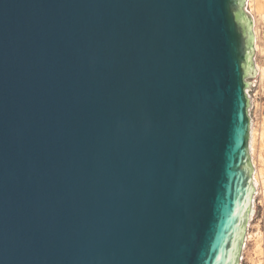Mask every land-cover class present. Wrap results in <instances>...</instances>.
Listing matches in <instances>:
<instances>
[{
    "label": "water",
    "instance_id": "95a60500",
    "mask_svg": "<svg viewBox=\"0 0 264 264\" xmlns=\"http://www.w3.org/2000/svg\"><path fill=\"white\" fill-rule=\"evenodd\" d=\"M245 4L0 0V264H237Z\"/></svg>",
    "mask_w": 264,
    "mask_h": 264
},
{
    "label": "rangeland",
    "instance_id": "374dc122",
    "mask_svg": "<svg viewBox=\"0 0 264 264\" xmlns=\"http://www.w3.org/2000/svg\"><path fill=\"white\" fill-rule=\"evenodd\" d=\"M244 11L251 18L254 35L255 75L246 95L250 108L248 151L254 167L252 177L256 183V211L250 216L246 226L237 264H262L264 261V255L261 254L262 251L264 253V249H261L262 246L264 248V0H246Z\"/></svg>",
    "mask_w": 264,
    "mask_h": 264
},
{
    "label": "bare ground",
    "instance_id": "6f19581e",
    "mask_svg": "<svg viewBox=\"0 0 264 264\" xmlns=\"http://www.w3.org/2000/svg\"><path fill=\"white\" fill-rule=\"evenodd\" d=\"M258 237H259V236H258ZM257 239H258V238H257ZM257 241H259V239H258ZM257 244H258V242H257ZM259 245H260V244H259ZM260 246H261V245H260ZM261 249H264V248H263V246H262V248H261ZM255 251H256V250H255ZM262 252H263V251H262ZM262 252H261V254H263V255H264V253H262ZM256 254H257V253H256ZM257 256H258V254H257ZM256 258H258V257H256ZM263 258H264V257H263ZM259 259L261 260V258H260V257H259ZM259 259H258V261H259ZM262 264H264V261L262 262Z\"/></svg>",
    "mask_w": 264,
    "mask_h": 264
},
{
    "label": "snow or ice",
    "instance_id": "6c2138e0",
    "mask_svg": "<svg viewBox=\"0 0 264 264\" xmlns=\"http://www.w3.org/2000/svg\"><path fill=\"white\" fill-rule=\"evenodd\" d=\"M249 39H250V37H249Z\"/></svg>",
    "mask_w": 264,
    "mask_h": 264
}]
</instances>
